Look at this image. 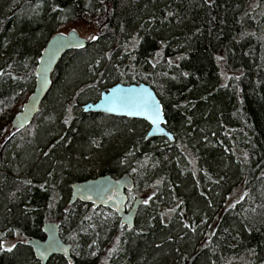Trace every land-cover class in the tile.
<instances>
[{
    "label": "trees",
    "instance_id": "1",
    "mask_svg": "<svg viewBox=\"0 0 264 264\" xmlns=\"http://www.w3.org/2000/svg\"><path fill=\"white\" fill-rule=\"evenodd\" d=\"M242 2L0 0V136L32 94L49 39L61 27L79 22L97 32L86 48L62 58L33 123L17 136L6 132L0 138L2 250L9 251L10 240H17V252L0 264H38L27 241L43 238L47 222L62 224L72 206L74 182L132 172L149 143L148 122L82 111L119 83L151 86L169 126L193 139L201 162L217 178L244 184V194L227 208L201 162L195 163L198 178L190 181L177 171L172 155H158L161 170L185 195L188 218L176 228L171 225L157 247L159 231L149 235V248L130 243L126 264H264V72L256 83V51L239 42L250 33L238 24ZM226 51L230 62L245 70H233ZM248 52L252 56L247 59ZM249 59L253 65L248 68ZM216 70L236 78L244 99L234 91L216 90ZM246 133L253 163L235 144ZM252 164L257 172L251 178ZM75 210L74 221L82 208Z\"/></svg>",
    "mask_w": 264,
    "mask_h": 264
},
{
    "label": "rangeland",
    "instance_id": "2",
    "mask_svg": "<svg viewBox=\"0 0 264 264\" xmlns=\"http://www.w3.org/2000/svg\"><path fill=\"white\" fill-rule=\"evenodd\" d=\"M241 6L242 10H240L241 12H238V24L242 27V29L246 28V31L250 33L245 34L243 38L240 37L239 42L245 43L247 47H252L256 51L257 62L254 64V69L257 73L255 76V81L257 83L260 82V77H262V73L264 72V50H262L260 44L262 39L261 37H264V0H243ZM72 29L78 30L81 35L87 39L92 35L97 34L95 28L82 22L63 26L59 29V32L67 33ZM226 56L228 64L233 70H245L246 66H236L233 64L234 62H230L227 51ZM245 56L248 59L252 55L248 52ZM252 58L255 59L254 57ZM251 64L253 65V61L249 59L248 68L251 67ZM216 74L219 77L220 82L218 84L219 87L216 88V90L220 88L227 92L234 91L236 94L240 93L241 98L244 99L243 89L239 92L237 87H235L237 81L234 76H231L228 71L221 73L216 70ZM223 126L224 128H230V125L226 123H223L222 127ZM168 127L170 128V131L168 129L167 131L173 134V139L166 135L151 137L150 139H147L149 143H146V147L142 149L140 155L138 156L141 160V166H144V169L140 167L141 169H137L138 171L136 173L132 172L134 178L133 182L135 183L136 192H141L140 195L138 194L139 197L145 196V200H148V203H144L138 208L134 216L132 227H129L128 225L123 226L124 229L121 232V240L118 243L115 240L118 239L119 236L117 229L120 223L117 211L103 206L96 208L93 204L84 203L82 201L73 202L71 209L66 214L61 224V237L63 240H70L74 237L76 238L75 242H72V255L70 253V258H75V264H95V261H97L99 257L101 258L100 260H107V258L110 259V255L111 260H113V264H117L119 256L122 254L123 258L124 256H129L128 251L130 243L133 245L135 244L136 246L140 244L143 250L145 247L152 245L148 241L149 238L152 239L149 235L159 231L162 233L156 241L157 243L155 244V247H157L169 236L170 232L167 230H169L171 225L174 226L173 228L180 225V222L183 219L180 216V207L179 205L174 204L175 198L171 195L172 190H177L175 187L176 184L168 181L169 185L164 186V181L168 178V175L161 170L163 163L157 156H166L168 159L172 155L170 159L174 162V166L178 169L177 171H179L181 176H185L186 179L190 181H193L194 176L198 178V169L195 167V163L197 160L200 163L201 157L195 153L196 149L193 139H188V136L186 137L182 133L178 132V129H175L174 131L169 124ZM9 132L10 124L7 126L5 132L0 136V138L5 139L3 136L5 134L8 135ZM190 136L193 137L191 134ZM214 144L219 146L218 140ZM235 144L240 154L242 156L250 157V160L253 163L254 156L248 133L239 136V138L235 140ZM137 163L138 159L136 158V164ZM202 165L204 166L203 170L210 174L213 183H215V190H222L224 196L222 203L224 205L227 206V203L231 204L235 202L242 194H244L243 183H234L232 181H228L227 183L226 176L223 177V179H225V181H223V179H219L215 174H213L207 164L202 163ZM250 171V177L252 178L257 172V166L255 165L251 167ZM186 179L180 182V184L183 185V189L188 187ZM223 184H225L224 188ZM197 185H199V183H197ZM146 191L152 192H147L146 195ZM152 193L155 194L150 197ZM182 194L183 191H180L179 195L182 196ZM169 196L172 198H169ZM137 199L138 198L136 196H130L129 206H135ZM78 205L81 206L82 210L79 215L73 217L75 218L74 221V219H71L70 216L76 212L75 208ZM214 225L215 222L212 223V226L209 229H213L212 227H214ZM94 231L97 232L95 235H93ZM93 241H95V243H93ZM140 241L141 243H139ZM16 242L17 240L12 239L9 244L14 245ZM16 252V247L11 248L10 251L0 250V259L11 257ZM54 259L60 260L63 264H69L70 262L66 256L55 254L51 256L47 264H52L51 262Z\"/></svg>",
    "mask_w": 264,
    "mask_h": 264
},
{
    "label": "water",
    "instance_id": "3",
    "mask_svg": "<svg viewBox=\"0 0 264 264\" xmlns=\"http://www.w3.org/2000/svg\"><path fill=\"white\" fill-rule=\"evenodd\" d=\"M91 37L87 39L78 30L72 29L67 33L57 32L49 39L35 70V88L21 111L14 117L9 136L15 135L18 131L26 129L33 123L40 112L43 102L51 91L53 74L62 58L68 52L84 49L90 45ZM124 97H128L130 100L127 106L120 102L121 98ZM138 97L149 100L158 108L160 116L156 123L152 122L148 112L132 106L131 101ZM84 110L86 113H101L115 117L145 120L151 126L147 135L148 139L164 135L173 139V134L165 128L167 119L160 99L154 89L145 83L116 84L107 91L102 92L101 98L96 103L86 104ZM125 189H133V178L129 173L118 179L110 175H101L97 178L75 182L72 185L71 203L80 200L84 203L93 204L96 208L99 206L111 208L122 214L124 218L122 222L124 224L132 227L135 209L130 214L124 213ZM141 202L139 201L138 203ZM43 232L46 236L45 240L32 238L27 241L40 264H47L50 257L55 254L64 255L72 262L70 246L65 244L60 238L59 224L55 221L47 222L44 224Z\"/></svg>",
    "mask_w": 264,
    "mask_h": 264
},
{
    "label": "flooded vegetation",
    "instance_id": "4",
    "mask_svg": "<svg viewBox=\"0 0 264 264\" xmlns=\"http://www.w3.org/2000/svg\"><path fill=\"white\" fill-rule=\"evenodd\" d=\"M107 116V115H106ZM167 119V118H166ZM165 128L166 129H168L169 131H170V128L168 127V120H167V123H166V125H165ZM150 129H151V127H150ZM150 129H149V131H150ZM132 177H133V173H132ZM134 179V178H133ZM135 183L133 182V189H131V190H129V189H125L124 190V196H125V198H126V201H125V205H124V209H125V214H130V213H132V211L135 209V213L137 212V210H138V208L142 205V204H144L143 203V201L145 200V196L143 197H139V195L141 194V192H136L137 190H136V188H135V185H134ZM147 192L148 193H151L152 191H146L145 193H146V195H147ZM171 193H172V197L173 198H175L174 199V204L175 205H179V207H180V216L183 218L182 220H185V219H187L188 217L186 216L187 215V213H186V209H185V202H183V199H181L178 195H177V192L176 191H171ZM139 194V195H138ZM155 193H152L151 194V196L150 197H152L153 195H154ZM136 196L138 199H137V201H136V205L135 206H133V205H130L129 206V204H130V196ZM145 195V194H144ZM80 200H76L75 202H79ZM139 201H142L141 203H138ZM234 203V202H233ZM233 203H231V204H228L227 203V208H230L232 205H233ZM73 204V203H72ZM135 213H134V216H135ZM118 215H119V218H120V223H119V227H121V229L123 230L124 229V225H126V224H124L122 221H123V216H122V214L121 213H118ZM59 234H60V238H61V240L65 243V244H68L69 246H70V253H71V255H72V252H73V244H72V242H75V237L73 238V239H68V240H63L62 239V237H61V225L59 224ZM119 236H118V240H116V242L118 243L120 240H121V236H122V233L120 234H118ZM38 239H41V240H45L46 239V236H45V234H44V237L43 238H38ZM119 259H118V263L117 264H126V257H124L123 258V256H119L118 257ZM35 259L37 260V258L35 257ZM70 261V260H69ZM72 262H71V264H75V258L73 259L72 258V260H71ZM37 262H38V260H37ZM38 264H39V262H38ZM97 264H113V260H111V257H110V259L109 258H107V260H104V259H102V260H100Z\"/></svg>",
    "mask_w": 264,
    "mask_h": 264
},
{
    "label": "snow or ice",
    "instance_id": "5",
    "mask_svg": "<svg viewBox=\"0 0 264 264\" xmlns=\"http://www.w3.org/2000/svg\"><path fill=\"white\" fill-rule=\"evenodd\" d=\"M56 7H59V5H57ZM91 38L97 39V37L95 35H93ZM133 39H135V37H133ZM185 75H187V73H185ZM120 102L122 104H124L125 106H127L130 103V100L128 97H124V98H121ZM131 104L134 107L141 108L144 111L148 112L150 114V118L152 119V122L156 123L157 119L160 116V113H159L158 108L156 106H154L151 102H149V100H147L143 97H138V98H135L134 100H132ZM143 203L147 204L148 200H144ZM3 243H4L3 241H0V250L3 249ZM93 243H95V241H93ZM12 247H15V245L10 246L8 248V250L10 251ZM69 264H71V262H69Z\"/></svg>",
    "mask_w": 264,
    "mask_h": 264
},
{
    "label": "bare ground",
    "instance_id": "6",
    "mask_svg": "<svg viewBox=\"0 0 264 264\" xmlns=\"http://www.w3.org/2000/svg\"><path fill=\"white\" fill-rule=\"evenodd\" d=\"M87 47V46H86ZM85 47V48H86ZM45 48V47H44ZM90 103H92V102H90ZM88 104V103H87ZM86 104H84L83 106H82V111L84 112V113H86L85 112V110H84V106H85ZM87 114V113H86ZM16 116V115H15ZM14 116V117H15ZM75 117V116H74ZM14 119V118H13ZM13 119H12V121H13ZM12 121H11V124H12ZM11 124H10V128H11ZM16 135V134H15ZM137 159H138V163L135 165V167H136V169H135V167L133 166L132 168V172L134 173H136L138 170L137 169H139L140 167L141 168H143L144 169V166H141L142 164H141V160L139 159V157H137ZM135 163H136V159H135ZM131 166V165H130ZM140 168V169H141ZM132 172H130V171H127V172H124L123 174H121V175H119V176H117V177H114V178H121L124 174H126V173H129L130 174V176L132 177ZM106 175H110V174H106ZM110 176H112V175H110ZM113 177V176H112ZM93 178H97V177H92V178H89V179H93ZM133 178V177H132ZM86 180H88V179H86ZM81 181H83V180H81ZM81 181H78V182H81ZM168 178L164 181V186H167V185H169V183H168ZM75 183V182H74ZM73 183V184H74ZM212 184L214 185L215 183H213L212 182ZM176 187V186H175ZM177 188V187H176ZM176 192H177V195L181 198V199H183L184 200V202H185V205H187V201H186V198H185V195L184 194H182V196H180L179 194H180V191H178V190H176ZM172 195V194H171ZM168 197V196H167ZM171 196H169V198H170ZM172 198V197H171ZM168 206H169V204H168ZM185 208H186V206H185ZM183 221V220H182ZM43 227H44V225H43ZM33 251V250H32ZM122 253H124V252H122ZM121 256H123V254L121 255ZM32 258H33V260L35 261V254H34V251H33V253H32ZM51 258V257H50ZM50 260V259H49ZM48 260V261H49Z\"/></svg>",
    "mask_w": 264,
    "mask_h": 264
}]
</instances>
